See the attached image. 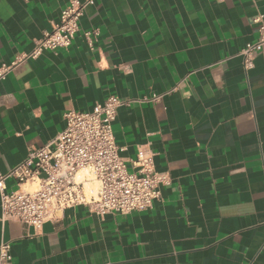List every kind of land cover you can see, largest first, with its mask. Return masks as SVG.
Listing matches in <instances>:
<instances>
[{
	"label": "crops",
	"instance_id": "0c3cea01",
	"mask_svg": "<svg viewBox=\"0 0 264 264\" xmlns=\"http://www.w3.org/2000/svg\"><path fill=\"white\" fill-rule=\"evenodd\" d=\"M69 2L0 0V65L30 54ZM256 16L264 0H97L70 48L14 65L0 81L1 172L63 131L66 112L115 96L120 158L132 171L145 148L171 182L146 211L77 206L38 232L0 221L11 264H264V52L246 73L238 55Z\"/></svg>",
	"mask_w": 264,
	"mask_h": 264
},
{
	"label": "built area",
	"instance_id": "2783aa9c",
	"mask_svg": "<svg viewBox=\"0 0 264 264\" xmlns=\"http://www.w3.org/2000/svg\"><path fill=\"white\" fill-rule=\"evenodd\" d=\"M96 1L70 0L58 21L35 40L30 54L17 58L11 65H0V81L20 61L70 48L80 18ZM253 22L258 25V38L238 54L245 73L253 68L254 57L264 52L262 16H256ZM98 35L96 29L83 33L90 50ZM164 95L152 94L143 101L156 103ZM124 105L119 98L108 96L89 112H66L65 127L51 142L29 149L25 159L9 171L0 170V221L17 222L38 232L43 224L77 206H84L99 217L151 209L160 197L161 188L170 185L171 178L156 171L154 155L145 148H138L130 161L132 171L120 158L121 149L115 143L112 126L118 109ZM9 179L16 185L12 192H6ZM11 261L10 243L0 242V264Z\"/></svg>",
	"mask_w": 264,
	"mask_h": 264
},
{
	"label": "bare ground",
	"instance_id": "6f19581e",
	"mask_svg": "<svg viewBox=\"0 0 264 264\" xmlns=\"http://www.w3.org/2000/svg\"><path fill=\"white\" fill-rule=\"evenodd\" d=\"M78 179H79V176H78Z\"/></svg>",
	"mask_w": 264,
	"mask_h": 264
}]
</instances>
